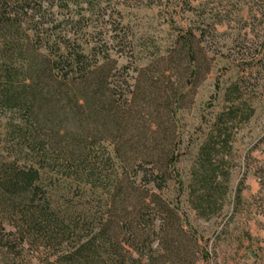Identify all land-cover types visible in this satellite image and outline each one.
<instances>
[{
    "label": "trees",
    "instance_id": "trees-1",
    "mask_svg": "<svg viewBox=\"0 0 264 264\" xmlns=\"http://www.w3.org/2000/svg\"><path fill=\"white\" fill-rule=\"evenodd\" d=\"M103 1L0 0V264L207 257L181 199L198 220L222 214L253 109L235 84L182 148L178 113L211 69L200 40L178 36L140 67Z\"/></svg>",
    "mask_w": 264,
    "mask_h": 264
},
{
    "label": "rangeland",
    "instance_id": "rangeland-1",
    "mask_svg": "<svg viewBox=\"0 0 264 264\" xmlns=\"http://www.w3.org/2000/svg\"><path fill=\"white\" fill-rule=\"evenodd\" d=\"M101 6L111 26L120 24L133 36V61L140 67L154 54L166 55L178 36L192 32L200 40L211 69L193 103L178 113L182 148L189 138L201 139V130L227 107L225 92L239 84L242 101L254 113L234 130L226 206L218 218L204 222L189 210L184 195L181 211L186 229L207 254L197 264H264V0H104ZM187 167L188 162L178 166L183 176Z\"/></svg>",
    "mask_w": 264,
    "mask_h": 264
}]
</instances>
